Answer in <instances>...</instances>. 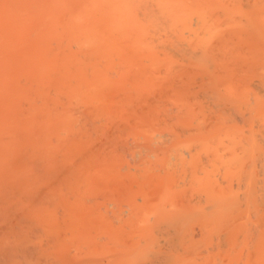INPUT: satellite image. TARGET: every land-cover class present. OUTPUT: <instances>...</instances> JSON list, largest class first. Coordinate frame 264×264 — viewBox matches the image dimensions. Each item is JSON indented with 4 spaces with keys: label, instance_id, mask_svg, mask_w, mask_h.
Segmentation results:
<instances>
[{
    "label": "rangeland",
    "instance_id": "obj_1",
    "mask_svg": "<svg viewBox=\"0 0 264 264\" xmlns=\"http://www.w3.org/2000/svg\"><path fill=\"white\" fill-rule=\"evenodd\" d=\"M86 1L0 0V264H258L264 0H210L207 31L111 28Z\"/></svg>",
    "mask_w": 264,
    "mask_h": 264
},
{
    "label": "bare ground",
    "instance_id": "obj_2",
    "mask_svg": "<svg viewBox=\"0 0 264 264\" xmlns=\"http://www.w3.org/2000/svg\"><path fill=\"white\" fill-rule=\"evenodd\" d=\"M23 1V0H22ZM51 1V0H50ZM64 1H66V0H64ZM77 1V0H76ZM92 1H94L95 2V0H90V2H91V4H93L92 3ZM100 1V0H99ZM99 1H97L96 0V2H95V6L96 7H94V4H93V6H91V4L90 5H88V8H87V10H89L88 12H87V10L85 11H83L82 13H91L92 14V16L94 17V15H97L96 13H97V11H102L103 9H104V7H103V5L104 4H106V3H108L110 0H105L106 1V3L104 2V0H101L100 1V3L101 2H103L104 4H102L101 3V5H102V8H100V4L98 3V5H97V2H99ZM148 1V3L150 2V0H111V6L109 5V4H106V6L107 5H109L110 6V8H107L105 5V8L106 9H108V10H111V12H112V17L110 18V19H108V21L110 20V22H109V24H108V26H107V23H106V26L107 27H156L157 25V27H160L159 25H161V27H165V25H167V26H169V27H185V26H187V28H189L190 30L192 29V27L190 28L189 27V25L190 26H192V25H196V27H204V29L206 28V27H211L210 25H211V23L213 22L212 20V22H210V24H209V17H208V13L209 12H211L213 9H211L212 7H214V6H216V9H217V5H215V3L214 2H212V1H210V0H157L158 2V6H159V8H158V6H156L155 5V7H157L158 8V10H159V12L161 13V15L159 16V14H157V8H152V6H151V8H150V6H147L146 5V2ZM215 1V0H214ZM224 1L225 0H222V2L221 1H218V0H216V3L217 2H219V3H217V4H219L220 6H222L221 4H224ZM228 1V0H227ZM226 1V3H228ZM231 1V0H230ZM243 1H245V0H243ZM242 1V2H243ZM250 1V0H249ZM69 2V1H68ZM67 2V3H68ZM75 2V1H74ZM84 2V1H83ZM86 2H88V0L86 1ZM210 2H212V3H214L213 5L211 4V8H210ZM234 2H235V4H237L238 2H239V0H238V2L236 3V1L234 0ZM253 2V1H252ZM263 2V1H262ZM12 3H14V2H12ZM66 3V2H65ZM231 3V2H230ZM233 3V2H232ZM232 3H231V5H232ZM247 3H248V1H247ZM246 3V4H247ZM250 3V2H249ZM16 4V3H15ZM75 4V3H74ZM85 4V3H84ZM84 4H82L83 6H84ZM88 4H89V2H88ZM145 4V5H144ZM149 4H151V3H149ZM155 4H156V2H155ZM234 4V3H233ZM239 4V7L241 6V4H240V2L238 3ZM238 4L237 5H232L233 7H238ZM254 4L255 5H258L259 4V2H254ZM254 4H253V6H254ZM11 5H14V4H11ZM48 5V4H47ZM77 5V4H76ZM143 5L145 6V8L146 9H148V8H150L149 10L150 11H152V10H155L154 12V14H157L158 16H155V15H153V12H150L151 14H147L148 12H146V14H145V17H143L144 19L142 20V19H140L143 15H142V13H141V11L142 10H140L141 8L142 9H144L145 10V8L143 7ZM226 5V4H225ZM225 5H223L224 7H225ZM245 4H243L242 5V7H241V9H240V11H242L243 12V10L245 9V8H243V7H245L244 6ZM252 5V4H251ZM262 5H264L263 3H262ZM44 6V5H43ZM79 6V5H78ZM89 6L91 7V9L93 10V9H97L98 7L100 8H98L97 9V11L96 10H94V11H96V13L95 14H93L94 13V11H92V10H90V8H89ZM154 6V5H153ZM218 7V8H222V7ZM232 6L230 7L229 6V4H228V7H230L231 9H232ZM247 6V5H246ZM250 6V5H249ZM259 7H261V5L259 4L258 5ZM257 6V7H258ZM18 7V6H17ZM17 7H16V10H17ZM65 7V6H64ZM69 7V6H68ZM81 7V6H80ZM92 7H94V8H92ZM256 7V9H255V6H254V8H252V6L251 7H249V10H247L248 12H249V14H250V12H253V14H255V12L257 13V8ZM5 8V7H4ZM3 8V9H4ZM38 8V7H37ZM61 8H62V6H61ZM226 8V7H225ZM252 9V11H250L251 9ZM21 9V8H20ZM60 9V8H59ZM85 9V8H84ZM102 9V10H101ZM106 9H104L105 11H106ZM239 9V8H238ZM243 9V10H242ZM247 9V8H246ZM253 9H255L256 11L254 12V10ZM262 9H263V6H262ZM69 10V9H68ZM68 10H67V12H68ZM74 10V9H73ZM218 10V9H217ZM216 10V11H217ZM223 10H225V9H223ZM234 10V9H233ZM237 10V8H235V10L234 11H236ZM259 11H260V8L258 9ZM21 11V10H20ZM26 11V10H25ZM72 11V10H71ZM90 11H92V12H90ZM140 11V12H139ZM146 11V10H145ZM148 11V10H147ZM226 11H227V8H226V10H225V13H226ZM228 11H229V13H230V11L234 14V11H232V10H229L228 9ZM228 11H227V16H229L230 14L228 13ZM239 11V10H238ZM238 11H236L237 13H239ZM244 11H246V10H244ZM246 11V12H247ZM263 11H264V9H263ZM10 12H11V10H10ZM14 12V11H13ZM74 12H76L75 10H74ZM107 12V11H106ZM106 12H104L105 13V15H106ZM110 12V13H111ZM158 12V13H159ZM213 12H215V10L213 11ZM213 12H211V14L213 13ZM218 12V11H217ZM217 12H215L216 13V15L218 16V14H219V16L221 17L222 15L221 14H223V13H217ZM235 12V14L234 15H236L237 13ZM3 13H4V11H3ZM19 13V12H18ZM23 13V12H22ZM38 13V12H37ZM69 13V12H68ZM79 13V12H78ZM81 13V14H82ZM86 13V14H87ZM99 13V12H98ZM102 13V12H101ZM141 13V14H140ZM143 13H145V12H143ZM241 13V12H240ZM259 13V12H258ZM257 13V14H258ZM12 14V13H11ZM24 14V13H23ZM23 14H21V15H23ZM52 14V13H51ZM60 14V13H59ZM77 14V13H76ZM74 15V20H76V22H77V20L78 19H76L77 17L79 18L80 16H77V15H79V14H77V15ZM83 14V17H81L82 19H79L78 20V22H79V25L81 24L80 23V21L82 20V23H83V26H84V24L85 23H87L88 21H86L85 23H84V20H83V18L86 16V15H84ZM108 14V13H107ZM210 14V13H209ZM229 14V15H228ZM242 14H244V13H242ZM247 14L248 13H246V19L248 20V22H247V24L249 23V21L250 20H253L254 22H256L255 20L257 19H259V17L258 16H256V17H258V18H256V19H248L247 18ZM249 14H248V17L250 18L251 16H254V15H251V16H249ZM259 14H262V13H259ZM16 15V14H15ZM42 15V14H41ZM45 15V14H44ZM43 15V16H44ZM65 15V14H64ZM70 15V14H69ZM68 15V16H69ZM88 15V14H87ZM100 15V14H99ZM105 15H103V16H105ZM111 15V14H110ZM114 15V16H113ZM140 15H142L141 17H140ZM213 15V14H212ZM214 16V18L212 17H210L211 19H215V17H216V19H218L217 18V16ZM226 15V14H225ZM225 15H223L222 16V18L225 16ZM234 15H230L229 17L230 18H228L227 17V19H230L229 21L230 22H233V21H236V20H239V18L238 19H236L237 18V15H236V17H235V20H234ZM263 15V14H262ZM24 16H25V14H24ZM42 16V17H43ZM46 16V15H45ZM52 16H54V15H52ZM66 16V15H65ZM75 16H76V18H75ZM98 16V15H97ZM107 16V15H106ZM105 16V17H106ZM231 16H232V19H231ZM240 16H242V15H240ZM12 17V16H11ZM27 17V16H26ZM48 17V16H47ZM88 17V16H87ZM96 17V16H95ZM94 17V18H95ZM108 17H109V14H108ZM238 17H239V14H238ZM243 17H244V15H243ZM264 17V16H263ZM44 18H46V17H43L42 18V21L43 22H45L46 23V20H48V19H46V20H44ZM58 18V17H57ZM61 18V17H60ZM86 18V17H85ZM225 19H226V17H224ZM251 18H255V17H251ZM262 17H260V20H259V22L260 23H258V21H257V23H258V26L257 27H259V24H260V27H263V23L261 24V22H263L264 21V18H262L263 19V21H262V19H261ZM5 19V18H4ZM54 19V18H53ZM63 19V18H62ZM89 19V18H88ZM87 19V20H88ZM224 19V20H225ZM241 19V18H240ZM246 19H245V22H246ZM16 20V19H15ZM35 20V19H34ZM49 20H51V18L49 19ZM48 20V21H49ZM67 20V19H66ZM161 20L165 23L163 26H162V24H163V22H162V24H161ZM222 19H218V20H216L217 22H219L220 23V21H221ZM224 20H222V26H224V24L223 23H225V25H226V23L227 22H229V21H227V20H225V22H224ZM244 20V19H243ZM27 21V20H26ZM47 21V23L49 24V22ZM63 21V20H62ZM227 21V22H226ZM20 22H22V21H20ZM19 22V25L21 24ZM50 22H52V21H50ZM54 22V21H53ZM59 22V21H58ZM92 22V21H91ZM103 22H104V20H103ZM237 22V21H236ZM244 21H242V23H241V20H240V22H237V24L239 23V25L238 26H240V24H243L244 25V27H245V25H246V23L244 24L243 23ZM251 22V21H250ZM17 23V22H16ZM42 23V22H41ZM40 23V24H41ZM70 24L71 23H73V21H71V22H69ZM93 23V22H92ZM6 24V23H5ZM8 24V23H7ZM24 24H25V22H24ZM52 24V23H51ZM69 24V25H70ZM74 24H77V26L79 27V25H78V23H75L74 22ZM89 24V23H88ZM221 24V23H220ZM230 24V23H229ZM228 24V25H229ZM236 23H235V26L237 25ZM17 25V24H16ZM26 25V24H25ZM24 25V27H26ZM58 25H61V24H58ZM63 25V24H62ZM67 26H68V24H66ZM65 25V26H66ZM94 26H95V24H93ZM98 25V24H97ZM104 25V24H103ZM103 25L101 26V27H103ZM214 25H215V23H214ZM213 25V26H214ZM233 25V24H232ZM251 25H253L252 23H251ZM255 26L257 25V24H254ZM23 26V25H22ZM74 26H76V25H74ZM73 26V27H74ZM216 27L218 26V23H217V25H215ZM227 26V25H226ZM231 25H229V27H230ZM248 26H250L249 24L246 26V27H248ZM42 27V26H41ZM50 27V26H49ZM58 27V26H57ZM61 27V26H60ZM63 27V26H62ZM68 27H70V26H68ZM72 27V26H71ZM81 27V26H80ZM86 27V26H85ZM91 27H93V26H91ZM100 27V26H99ZM100 27V28H101ZM221 26H219V28H220ZM225 27V26H224ZM228 27V26H227ZM231 27H234V26H231ZM240 27H242V26H240ZM65 28V27H64ZM236 28V27H235ZM234 28V29H235ZM238 28V27H237ZM23 29V28H22ZM49 29V28H48ZM88 29V28H87ZM104 29H106L105 27H104ZM115 29V28H114ZM175 29V28H174ZM195 29H199V28H195ZM207 29V28H206ZM205 29V31H207ZM224 29V28H223ZM242 29V28H241ZM243 29H245V28H243ZM61 30V29H60ZM129 30H130V28H129ZM132 30V29H131ZM135 30V29H134ZM138 30V29H137ZM172 30V29H171ZM225 30V29H224ZM136 31V30H135ZM172 31H174V30H172ZM186 31V30H185ZM198 31L199 30H197V35H198ZM16 32V31H15ZM136 32H138V31H136ZM180 32H182L181 31V29H180ZM194 32V31H193ZM228 32V31H227ZM232 32V31H231ZM93 33H96V32H93ZM144 34H145V32H143ZM210 33V32H209ZM223 33H225L224 31H223ZM96 34H98V33H96ZM211 34H212V32H211ZM217 34H219V33H217ZM86 35H88L87 33H86ZM102 35V34H101ZM135 35V34H134ZM146 35V34H145ZM182 35V34H181ZM181 35H179L180 37H181ZM95 36V35H94ZM174 36H175V34H174ZM173 36V37H174ZM178 36V37H179ZM184 36V35H183ZM187 36H188V34H187ZM190 36V35H189ZM200 36V35H199ZM214 36V35H213ZM220 36V35H219ZM224 36H226V35H224ZM102 37H104V36H102ZM102 37L101 38H97L98 40L99 39H102ZM137 37H138V35H137ZM179 37V38H180ZM195 37V36H194ZM198 37V36H197ZM204 37H206V36H204ZM210 37V36H209ZM217 37H218V35H217ZM106 38V37H105ZM108 38V37H107ZM135 38V37H134ZM152 38V37H151ZM182 38V37H181ZM184 38H186L185 36H184ZM190 38H192V37H190ZM189 38V39H190ZM196 38V37H195ZM194 38V39H195ZM211 38V37H210ZM209 38V39H210ZM226 38V37H225ZM137 39V38H136ZM140 40H141V38H139ZM150 39V38H149ZM176 38H174V40H175ZM194 39H193V41H194ZM202 39H204V38H202ZM209 39H207V40H209ZM87 40V39H86ZM94 40H96V39H94ZM106 40V39H105ZM109 40V39H108ZM112 40V39H111ZM114 40V39H113ZM138 40V39H137ZM168 41V44L170 43L169 42V39H167ZM170 40H172V39H170ZM180 40V39H179ZM198 41H199V38L197 39ZM206 40V41H207ZM223 40V39H222ZM225 40H227V39H225ZM88 41H89V39H88ZM125 41V40H124ZM183 41V40H182ZM192 41V40H191ZM190 41V42H191ZM205 41V42H206ZM224 41V40H223ZM14 42V41H13ZM101 42V41H100ZM104 42V41H103ZM106 42H107V40H106ZM179 43H180V41H178ZM195 42H197L196 40H195ZM209 42V41H208ZM208 42H207V44H208ZM58 43V42H57ZM105 43V42H104ZM173 43H175V42H173ZM173 43H171V44H173ZM182 43V42H181ZM186 43V42H185ZM189 43V42H188ZM187 43V44H188ZM198 43V42H197ZM223 43V42H222ZM225 43V42H224ZM85 44H87V43H85ZM171 44H169V45H171ZM181 45H183V44H181ZM192 45H193V43H192ZM210 45V44H209ZM194 46H196V45H194ZM200 46V45H199ZM208 46V45H207ZM211 46V45H210ZM209 46V47H210ZM184 46H182V48H183ZM201 47V46H200ZM198 48V47H197ZM209 49V48H208ZM224 49V48H223ZM210 50V49H209ZM208 50V51H209ZM182 51H184L183 49H182ZM194 51V50H193ZM212 51H213V49H212ZM200 52V51H199ZM193 53H195V52H193ZM211 53V52H210ZM198 54V53H197ZM199 54H201V52L199 53ZM110 55V54H109ZM196 55V54H195ZM212 55V54H211ZM196 57V56H195ZM199 57H200V55H199ZM204 57V56H203ZM202 57V58H203ZM210 57V56H209ZM262 101H263V99H262ZM262 105H264V103L262 104ZM260 107L262 108V106L260 105ZM263 110V109H262ZM261 111V110H260ZM259 112V111H258ZM258 112H257V114H258ZM259 115H261V114H259ZM259 119V118H258ZM258 122V121H257ZM259 122H260V120H259ZM256 124H258V123H256ZM261 126V125H260ZM234 127H236V126H234ZM237 127H239V126H237ZM260 128V127H259ZM264 128V127H263ZM255 129V128H254ZM253 129V130H254ZM259 130V129H258ZM257 131V130H256ZM203 132V131H202ZM252 132H254V131H252ZM259 132H260V130H259ZM256 133V132H255ZM263 133V132H262ZM261 133V134H262ZM202 134V133H201ZM260 134V135H261ZM232 135V134H231ZM258 135V134H257ZM206 136V135H205ZM252 136V135H251ZM214 138V137H213ZM257 138H258V136H257ZM260 138V137H259ZM258 138V139H259ZM208 139V138H207ZM210 139H211V137H210ZM249 139V138H248ZM251 139V138H250ZM258 139H257V143H258ZM264 139V138H263ZM213 140V139H212ZM212 140H210L211 142H213ZM206 141V140H205ZM215 141V140H214ZM243 141V140H242ZM252 142H253V140H251ZM188 142H190V141H188ZM210 142V143H211ZM239 142V141H238ZM246 142V141H245ZM248 142H249V140H248ZM260 142V141H259ZM262 142V141H261ZM187 143V142H186ZM193 143V142H192ZM217 143V142H216ZM231 143V142H230ZM244 143V142H243ZM250 143V142H249ZM206 144V143H205ZM215 144V143H214ZM213 144V145H214ZM242 144V143H241ZM245 144V143H244ZM253 144V143H252ZM262 144V143H261ZM260 144V145H261ZM264 144V143H263ZM186 145V144H185ZM230 145V144H229ZM236 145V144H235ZM251 145V144H250ZM242 146V145H241ZM247 146V145H246ZM264 146V145H263ZM213 147V146H212ZM243 147H245V146H243ZM200 148H202V147H200ZM232 148V147H231ZM194 149V148H193ZM249 149V148H248ZM174 150V149H173ZM187 150V149H186ZM213 150H214V147H213ZM256 150V149H255ZM258 150H260V148L258 149L257 148V151L256 152H258ZM184 151V150H183ZM196 151V150H195ZM195 151H193V152H195ZM210 151H212V150H210ZM240 151H241V149H240ZM243 151V150H242ZM180 152V151H179ZM179 152H177V153H179ZM189 152H191V151H189ZM197 152V151H196ZM204 152V151H203ZM208 152V151H207ZM245 152V151H244ZM183 153L184 152H182V154L181 155H183ZM212 153H215V152H212ZM232 153V152H231ZM245 153H247V152H245ZM259 153L261 154V153H263L261 150L259 151ZM258 153V154H259ZM199 154V153H198ZM206 154V153H205ZM210 154V153H209ZM244 154V153H243ZM251 154V153H250ZM255 154H257V153H255ZM259 154V155H260ZM195 154H193V156H194ZM212 155V154H211ZM214 155V154H213ZM239 155V154H238ZM254 155V154H253ZM179 156H180V153H179ZM178 156V157H179ZM188 156V155H187ZM186 156V157H187ZM190 156V155H189ZM198 156V155H197ZM244 157H245V155H243ZM258 156V155H257ZM177 157V156H176ZM182 156H180L179 158H181ZM201 157V156H200ZM209 157V156H208ZM237 157V156H236ZM239 157V156H238ZM244 157H240V159L241 158H243V160H244ZM248 157V156H247ZM246 157V158H247ZM251 157H253V156H251ZM250 157V158H251ZM199 158V157H198ZM202 158V157H201ZM226 158H228V159H230L229 157H226ZM245 158V159H246ZM254 158V157H253ZM225 159V158H224ZM249 159V158H248ZM255 159H259V158H255ZM254 159V160H255ZM264 159V158H263ZM186 160H187V158H186ZM203 160V159H202ZM231 160H233V159H231ZM236 162H234V163H237V161H239L238 159H234ZM242 160V159H241ZM253 160V159H252ZM257 160H255V161H257ZM176 161V160H175ZM188 161V160H187ZM199 162H200V160H198ZM207 161V160H206ZM225 161V160H224ZM250 161V160H249ZM254 161V162H255ZM260 161V160H259ZM263 161V160H262ZM180 162V161H179ZM204 162V161H203ZM241 162V161H240ZM252 162V161H251ZM250 162V163H251ZM194 163V162H193ZM209 163V162H208ZM225 163V162H224ZM227 163V162H226ZM229 163V162H228ZM246 163V162H245ZM247 163H249V162H247ZM249 163V164H250ZM258 164H260L261 165V162L259 163V162H257ZM181 164V163H180ZM231 164H232V161H231ZM177 165V164H176ZM176 165H175V167H176ZM187 165V164H186ZM190 165V164H189ZM199 165H202V163L201 164H199ZM230 165V164H229ZM253 165V164H252ZM263 165V164H262ZM181 166V165H180ZM185 166V165H184ZM196 166H197V164H196ZM195 166V167H196ZM208 166V165H207ZM242 166V165H241ZM255 166V165H254ZM188 167L189 166H187V169H188ZM192 167V166H191ZM228 167V166H227ZM243 167V166H242ZM241 167V168H242ZM247 167V166H246ZM180 168V167H179ZM194 168V167H193ZM196 168H199V167H196ZM204 168V167H203ZM206 168V167H205ZM208 168V167H207ZM210 168V167H209ZM214 168H215V166H214ZM259 168H260V166H259ZM259 168H257V169H259ZM263 169H264V165H263V167H262ZM262 168H260L259 170L261 171V170H263ZM211 170H212V168H210ZM219 169V168H218ZM222 169H224L223 167H222ZM230 169V168H229ZM244 169H246L245 167H244ZM254 169V168H253ZM256 169V168H255ZM174 170V169H173ZM177 170H178V167H177ZM176 170V171H177ZM204 170V169H203ZM221 170V169H220ZM247 170V169H246ZM250 170V169H249ZM258 170V171H259ZM209 171V170H208ZM219 171V170H218ZM245 171V170H244ZM243 171V172H244ZM195 172H196V170H195ZM199 172V171H198ZM204 172V171H203ZM215 172V171H214ZM217 172V171H216ZM215 172V173H216ZM242 172V171H241ZM246 172V171H245ZM254 172H257V171H254ZM249 173V172H248ZM253 173V172H252ZM199 174V173H198ZM209 174H211V173H209ZM251 174V173H250ZM259 175H260V173H258ZM263 174H264V172H263ZM243 175V174H242ZM255 175H257V174H254L253 175V177L255 176ZM200 176V175H199ZM249 176H251V175H249ZM203 177V176H202ZM208 177V176H207ZM248 177V176H247ZM258 177V176H257ZM260 177H261V175H260ZM263 178H264V176H262ZM252 178V177H251ZM262 178V179H263ZM207 179V178H206ZM205 179V180H206ZM241 179V178H240ZM250 179V178H249ZM253 179V178H252ZM258 179H260V178H258ZM210 180V179H209ZM213 181V180H212ZM245 181V180H244ZM246 181H248L247 179H246ZM252 181V180H251ZM255 181V180H254ZM260 181V180H259ZM202 182V181H201ZM253 182V181H252ZM256 182V181H255ZM263 182H264V180H263ZM263 182L261 183V184H263ZM206 183V182H205ZM208 183V182H207ZM241 183V182H240ZM239 183V184H240ZM257 183V182H256ZM215 184H218V183H215ZM243 184V183H242ZM241 184V185H242ZM245 184V183H244ZM255 184V183H254ZM258 184H260L259 182H258ZM261 184H260V186H261ZM203 185V184H202ZM238 185V184H237ZM255 186H256V184H255ZM263 186V185H262ZM241 187V186H240ZM257 187V186H256ZM214 188V187H213ZM236 188V187H235ZM243 188H245V187H243ZM242 187H241V189H243ZM251 188V187H250ZM254 188V187H253ZM253 188L251 189V191L253 190ZM260 187H258V189H259ZM263 188H264V186H263ZM208 189V188H207ZM212 189V188H211ZM232 189V188H231ZM240 189V188H239ZM256 189V188H255ZM258 189H257V191H258ZM215 190V189H214ZM225 190H227V189H225ZM233 190V189H232ZM238 190V189H237ZM245 190V189H244ZM261 190H263L262 189V187H261ZM242 191V190H241ZM255 191V190H254ZM260 191V190H259ZM233 192H235V191H233ZM246 192H247V190H246ZM262 192H264V191H262ZM225 193V192H224ZM253 193V192H252ZM260 194H262V193H260ZM238 195H239V193H238ZM243 195H245V194H243ZM243 195H241V196H243ZM254 195V193L252 194V196ZM257 195V194H256ZM250 196H251V194H250ZM255 196V195H254ZM261 196H263V195H261ZM231 197H232V195H231ZM230 197V199H232ZM264 197V196H263ZM244 198V197H243ZM252 198V197H251ZM229 199V198H228ZM229 199V200H230ZM263 199V198H262ZM232 201H233V199H232ZM240 201H242V200H240ZM250 201H251V199H250ZM254 201H255V197H254ZM263 200H260V202H262ZM264 203V202H263ZM238 204V203H237ZM245 204V203H244ZM252 202H251V209H252ZM261 204V203H260ZM239 205V204H238ZM243 205V204H242ZM249 204H247L246 206L247 207H249L248 206ZM258 205H259V203H258ZM257 206V205H256ZM255 206V208H257V207H259V206H257L256 207ZM234 207V206H233ZM246 207V208H247ZM240 208H242V207H239V209ZM243 208H244V206H243ZM260 208H261V206H260ZM229 209V208H228ZM249 209H250V207H249ZM264 209V208H263ZM259 210V209H258ZM229 211H230V209H229ZM234 211V210H233ZM237 211H239V210H237ZM241 211V210H240ZM253 211V210H252ZM257 211V210H256ZM258 212V211H257ZM262 212V211H261ZM261 212H259L260 214H261ZM230 213H231V211H230ZM229 213V214H230ZM228 214V213H227ZM233 214V213H232ZM232 214H230V215H232ZM264 214V212H262V215ZM229 215V216H230ZM233 215H235V214H233ZM253 215H255V214H253ZM258 215V214H257ZM228 216V215H227ZM260 216V215H259ZM243 217H244V215H243ZM247 217V215L245 214V218ZM251 217V216H250ZM249 217V218H250ZM258 217V216H257ZM252 218H253V221H258L256 218L254 219V217L252 216L250 219L252 220ZM227 219H228V217H227ZM233 219H236V216H235V218H233ZM264 219V218H263ZM232 220V219H231ZM246 220H247V218H246ZM260 220H261V223H262V218H260ZM229 221V220H228ZM235 221V220H234ZM234 221H233V223H234ZM237 221H238V219H237ZM248 221H249V219H248ZM230 222V221H229ZM250 223H251V221H249ZM231 223V222H230ZM238 223V222H237ZM253 223V222H252ZM260 223V224H261ZM227 225H228V223H227ZM233 225V224H232ZM231 226V225H230ZM235 226V225H234ZM244 226H246V225H244ZM261 226V225H260ZM259 227V226H258ZM264 227V226H263ZM231 228H234V227H231ZM239 229L240 230H242L240 227H239ZM258 229V228H257ZM229 231H228V236H229V238H230V235H229V233H230V229H228ZM232 230H234V229H232ZM244 230H245V228H244ZM253 231H255V226H254V228L252 229ZM261 230V229H260ZM247 231V230H246ZM262 233H263V230H262ZM244 235V234H243ZM255 236V235H254ZM261 236V235H260ZM263 236H264V234H263ZM226 238H227V236H225ZM262 239H263V237H261ZM264 240V239H263ZM262 240V241H263ZM253 241H255L256 242V237H255V240H252V242ZM261 243V242H260ZM262 245V244H261ZM261 245H259V246H261ZM254 246H255V244H254ZM262 247H264V242H263V246ZM256 248V247H255ZM259 248V247H258ZM258 251H259V255H258V258H257V256H256V259H258L259 260V258H261L262 257V255H263V257L260 259L261 260V262L259 261L258 262V264L260 263V264H264V253H263V251H264V248L263 249H261V247L259 248V249H257ZM260 251H261V256H260ZM253 252H254V250H253ZM255 253H256V250H255ZM258 253V252H257ZM254 254V253H253ZM253 254H251L252 255V257H253ZM251 258V257H250ZM248 260H249V258L247 259V262H248ZM252 260H253V258H252ZM257 261V260H256ZM246 262V261H245ZM251 262V261H250ZM263 262V263H262ZM256 262H255V259H254V261H253V264H255ZM251 264V263H250Z\"/></svg>",
    "mask_w": 264,
    "mask_h": 264
}]
</instances>
